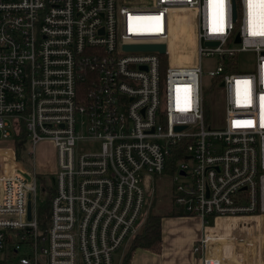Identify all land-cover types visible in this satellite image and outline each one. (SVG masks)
Listing matches in <instances>:
<instances>
[{
	"label": "built area",
	"instance_id": "2783aa9c",
	"mask_svg": "<svg viewBox=\"0 0 264 264\" xmlns=\"http://www.w3.org/2000/svg\"><path fill=\"white\" fill-rule=\"evenodd\" d=\"M174 16L192 33L191 67L166 61ZM248 22V0H151L147 7L0 0V140L23 146L29 158L41 142L55 151L53 193L39 226L34 199L42 175L15 163L0 143V264H111L137 234L149 181L163 174L179 142L184 158L169 176L171 203L199 221L192 250L199 263L243 264L240 250L263 247L264 7L252 28ZM146 45H163L164 53L123 49ZM248 53L254 69L240 72L237 58ZM203 57L218 65L211 77L222 89L219 129L204 123ZM80 143L97 146L78 151ZM248 217L254 226L208 232L210 219Z\"/></svg>",
	"mask_w": 264,
	"mask_h": 264
},
{
	"label": "rangeland",
	"instance_id": "374dc122",
	"mask_svg": "<svg viewBox=\"0 0 264 264\" xmlns=\"http://www.w3.org/2000/svg\"><path fill=\"white\" fill-rule=\"evenodd\" d=\"M129 2H134L140 6H150L151 0H117L118 4ZM179 18L176 17L173 21L172 28L170 30V35L168 39L163 43L166 46L167 59L171 66H182V67H191L196 63L197 56L194 49L193 44V36L192 33L188 30L185 33L184 26H181V23L178 22ZM187 56V57H186ZM162 58H165L164 56ZM237 67L240 72H251L254 69L255 64V56L251 53L248 54H240L237 58ZM200 70L202 72L201 77V86L203 89V103H204V123L205 126L211 129H219L224 124V113L218 102L215 101V98L220 96V91L222 89L219 86H213L212 84V75L218 71V65L215 64V60L209 57H203L200 60ZM10 132V130H9ZM12 138V133L10 132V138ZM7 145L9 147L5 148L4 151L10 154V151L13 150L14 155L13 158L15 163H20V160H23L25 164H27L30 168H32L35 172L42 175L40 178L43 184L47 187H51V177H53V173L55 172V151L51 148L50 144H46V142H41L36 147V152H33L31 158H29L25 153L21 154V150L23 146H18L17 143L11 147L9 141ZM0 140V143H5ZM97 144L93 143H80L77 145L76 150L78 151H87L95 148ZM0 150V168H2L6 162V152ZM21 154V155H20ZM11 158V155H10ZM29 158V159H28ZM26 165V166H27ZM46 174V175H45ZM170 176V175H169ZM169 176L166 179L156 178V180L149 181L148 193L152 195L148 198H145V205L142 208L143 215L140 219V225L138 230H141L143 224L145 223V219L149 212H160L163 208H166L171 204V192L173 184L169 180ZM182 181L177 178V182ZM37 191L34 199V205L41 208L44 206L46 195L44 192H40L39 181L36 182ZM155 188V190H154ZM153 203V205H152ZM172 206V205H171ZM256 220L252 217L248 218H232L221 220L220 225H215L214 220L210 219L208 222V228L210 231V235H218L223 236L230 233H233L232 228L237 227H250L256 224ZM156 227H153L152 235L156 236ZM178 229H175V231ZM174 235L179 236V232H175ZM244 231V230H243ZM242 231V232H243ZM182 234V233H181ZM240 235V232H237ZM251 233H249L250 235ZM174 239L166 238L164 241L159 237V241L155 243L148 249V252L151 256L157 257L155 262H148L146 264H196L197 255H195L192 250L195 247V241L193 240L190 244L182 243L177 244L178 238L173 236ZM244 238H248L247 235L243 234ZM220 243L226 242L225 240H219ZM129 244L124 247L119 248L112 254L111 264H122L123 258L126 255ZM213 245H211L212 247ZM216 248L219 245L215 246ZM222 248H226L227 251L224 253L232 252L231 247H228V244L222 245ZM220 247V251H222ZM213 250V249H212ZM219 251V252H220ZM147 252V251H146ZM209 252V249L208 251ZM241 261L243 264H263V255H264V246H260V249L256 246H245V249L240 250ZM132 257V252L130 253ZM127 258V264H131V258ZM199 256V255H198ZM180 257V258H178ZM238 259V258H236ZM191 260V262H189ZM239 260V259H238ZM133 264V263H132ZM228 264H232L229 262ZM240 264V262H239Z\"/></svg>",
	"mask_w": 264,
	"mask_h": 264
},
{
	"label": "trees",
	"instance_id": "16d2710c",
	"mask_svg": "<svg viewBox=\"0 0 264 264\" xmlns=\"http://www.w3.org/2000/svg\"><path fill=\"white\" fill-rule=\"evenodd\" d=\"M161 68L162 69L164 68L163 65L162 66L160 65V70ZM182 146H183V142H179L176 147L169 150V154L165 162L164 172L160 176L162 177V179H166L170 174H172L175 170L176 163L178 161L183 160L184 155L182 153ZM160 177H157V178H160ZM154 180H156V178H154ZM39 184L43 185L41 179H39ZM40 185L39 187H40V192H41ZM52 193L53 192L51 190V187L47 188V191L45 192L46 198H45L44 206L41 208L36 206L37 223L39 226H42L44 221L47 218L48 205H49V201L52 196ZM171 205L172 203L168 205L166 208H163L162 210H160V212L158 213L152 212V211L148 213L145 219V223L143 224V227L141 228V230H138L137 234L130 241L129 249L123 258L122 264H127V258H129V256L131 255L130 253L133 252L134 250L149 249L151 246H153L156 242L159 241L158 233L161 234V226L158 227V225L160 224V221L162 218L175 217V216L182 214L181 211L176 210ZM154 226L156 227L155 229L156 236L152 235V231H153L152 229ZM144 251L148 252V250H144Z\"/></svg>",
	"mask_w": 264,
	"mask_h": 264
},
{
	"label": "crops",
	"instance_id": "0c3cea01",
	"mask_svg": "<svg viewBox=\"0 0 264 264\" xmlns=\"http://www.w3.org/2000/svg\"><path fill=\"white\" fill-rule=\"evenodd\" d=\"M187 57V56H186ZM50 144V143H46ZM51 146V144H50ZM51 148H53L51 146ZM36 152V150H35ZM221 220H215V224H219ZM220 225V224H219ZM161 226V234L158 233V237H160L163 241L168 239H174L173 236L179 237L177 244H182L183 242L186 244H190L193 240L195 241L200 233V224L199 221L193 217L185 216L180 214L175 217L162 218L158 227ZM175 229H178L175 231ZM179 232V236L174 235L173 233ZM182 233V234H181ZM157 243V242H156ZM144 250L148 249H136L132 253L131 264H146L148 262H155L157 257L151 256L149 252ZM180 258V257H178ZM191 262V260H189ZM196 264H200L199 261H196Z\"/></svg>",
	"mask_w": 264,
	"mask_h": 264
},
{
	"label": "water",
	"instance_id": "95a60500",
	"mask_svg": "<svg viewBox=\"0 0 264 264\" xmlns=\"http://www.w3.org/2000/svg\"><path fill=\"white\" fill-rule=\"evenodd\" d=\"M235 16V15H234ZM236 42H239L237 39ZM206 46H216V43H206ZM124 50L128 51H149V52H157L158 54H163L164 53V46L163 45H146V46H125L123 47ZM183 127H175L176 131L182 130ZM20 174H22L26 179V177L23 172L21 171L20 168L17 169ZM30 215V203L29 201L27 202V219H29Z\"/></svg>",
	"mask_w": 264,
	"mask_h": 264
},
{
	"label": "bare ground",
	"instance_id": "6f19581e",
	"mask_svg": "<svg viewBox=\"0 0 264 264\" xmlns=\"http://www.w3.org/2000/svg\"><path fill=\"white\" fill-rule=\"evenodd\" d=\"M248 1H249V22H248V28H252V25H253L255 19L259 15V12L262 11V8H263L261 6L262 0H258L260 4L256 3L255 2L256 0H254V3L252 1L250 3V0H248ZM221 3H222V1H221ZM250 5H251V9H250ZM175 18H176V16L173 17V21H174Z\"/></svg>",
	"mask_w": 264,
	"mask_h": 264
},
{
	"label": "snow or ice",
	"instance_id": "6c2138e0",
	"mask_svg": "<svg viewBox=\"0 0 264 264\" xmlns=\"http://www.w3.org/2000/svg\"><path fill=\"white\" fill-rule=\"evenodd\" d=\"M250 3H251V0H250ZM261 6L264 7V0H262ZM254 34H256V33H254ZM261 34H264V33H261Z\"/></svg>",
	"mask_w": 264,
	"mask_h": 264
}]
</instances>
